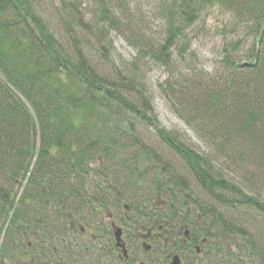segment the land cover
Wrapping results in <instances>:
<instances>
[{
  "label": "trees",
  "instance_id": "trees-1",
  "mask_svg": "<svg viewBox=\"0 0 264 264\" xmlns=\"http://www.w3.org/2000/svg\"><path fill=\"white\" fill-rule=\"evenodd\" d=\"M56 1L50 23L36 0H0V264H135L149 229L158 260L198 243L199 264H264V0H155L158 37L130 0H92L91 19ZM214 8L230 20L212 73L191 43ZM239 28L247 45L227 38ZM112 31L133 60L112 59ZM149 62L207 150L160 123ZM103 215L123 224L126 260ZM171 227L191 239L172 247Z\"/></svg>",
  "mask_w": 264,
  "mask_h": 264
},
{
  "label": "rangeland",
  "instance_id": "rangeland-1",
  "mask_svg": "<svg viewBox=\"0 0 264 264\" xmlns=\"http://www.w3.org/2000/svg\"><path fill=\"white\" fill-rule=\"evenodd\" d=\"M72 3L75 7L85 12L86 17L91 19L95 17V8L92 0H65ZM132 3V10L138 15H142L146 22V32L150 37H158L163 30L162 21L156 16L155 12V0H130ZM39 7H41V13L48 22H54L52 4H56V0H36ZM63 3V1H61ZM50 7V8H48ZM48 8V9H47ZM204 20V22H203ZM230 17L227 13L217 10L216 8L206 12L203 18L195 25V30L197 31V36L192 40L191 48L195 51L196 56L199 60V65L208 72L214 73L217 69V64L221 56V48L225 42L224 33L221 32V28L224 24H227ZM228 25V24H227ZM235 31V32H234ZM245 30L239 28L233 30L235 34L228 35L229 39H240L242 45H247L248 41L246 39ZM232 33V32H231ZM109 38L112 43L113 53L111 54L112 59H114L116 64H119L117 60L129 61L133 60L136 55V51L131 47L125 39L118 33L112 31L109 33ZM146 80L145 88L150 96L151 105L153 111L157 115L160 123L167 129L174 130L178 132L182 137H184L189 143L200 147V149L207 150L205 144L200 141L195 131L187 126L183 119H180L173 108L170 105L167 97L165 96L160 83L168 76L165 69L153 62H149L146 67ZM221 165V167H224ZM223 170L226 177L238 183L237 177H241V171L232 164L231 166L227 164ZM250 177V176H249ZM261 191L262 197L264 199V183L261 182L257 184ZM105 216V222H107V227H111V234L113 235L112 225L120 226L124 229L123 224L117 220L116 217L110 218V216ZM248 216V212H246ZM108 218V219H107ZM257 232H254V238L258 241L260 247L264 253V217H258ZM251 228V227H250ZM142 257V256H141ZM146 259V258H145ZM143 259L145 262L147 260Z\"/></svg>",
  "mask_w": 264,
  "mask_h": 264
},
{
  "label": "flooded vegetation",
  "instance_id": "flooded-vegetation-1",
  "mask_svg": "<svg viewBox=\"0 0 264 264\" xmlns=\"http://www.w3.org/2000/svg\"><path fill=\"white\" fill-rule=\"evenodd\" d=\"M121 233H122L121 235L123 236V233H124L123 228L121 230ZM167 233L170 234L169 240L171 242L172 247L175 245V234H178V237L182 243L185 241H189L191 239V236L189 235L188 230L186 231V229L181 231V230H178L174 227H171L170 229L167 230ZM157 234L159 237L161 236L160 233L155 234L153 229H151V230L149 229L144 234L141 235L142 238L140 241V246H138V249H137L138 252L135 254V264H141V263H144V264H169L171 257L174 255H178V257L180 259V264H199L200 258L204 259V257H205L204 253L202 252V249L198 243H196V244H194V246H192V250L189 254L187 252L186 253L181 252V253L175 254V253H173V251L170 250V253L166 254V259H165L166 262L163 261L162 258H160L158 260V259H155V257H153V256H148V254L153 250V247H152V244L150 243L151 242L150 240H151L152 236H155ZM145 240L149 242V244H148L149 248L148 249H146L144 244H143V242ZM203 241H205V240H203ZM196 246H198V247H196ZM115 247L117 249L118 257L120 259L126 260L129 256L127 253V250H126V246H125V250H126V254H127L126 257H124V255L122 253V249L120 247H118L116 245V243H115ZM143 259L147 260L148 262H145Z\"/></svg>",
  "mask_w": 264,
  "mask_h": 264
},
{
  "label": "water",
  "instance_id": "water-1",
  "mask_svg": "<svg viewBox=\"0 0 264 264\" xmlns=\"http://www.w3.org/2000/svg\"><path fill=\"white\" fill-rule=\"evenodd\" d=\"M114 237H115L116 245L122 249V253H123L124 257H126L127 254H126L124 242L122 241V238H121V228L119 226L114 227ZM143 244H144L146 249L149 248L148 244H146L145 242ZM141 264H144V263H141ZM169 264H180V259H179L178 255L172 256Z\"/></svg>",
  "mask_w": 264,
  "mask_h": 264
},
{
  "label": "bare ground",
  "instance_id": "bare-ground-1",
  "mask_svg": "<svg viewBox=\"0 0 264 264\" xmlns=\"http://www.w3.org/2000/svg\"><path fill=\"white\" fill-rule=\"evenodd\" d=\"M144 242H145L146 244H149V242H148V241H146V240H145ZM196 247H198V246H196Z\"/></svg>",
  "mask_w": 264,
  "mask_h": 264
}]
</instances>
